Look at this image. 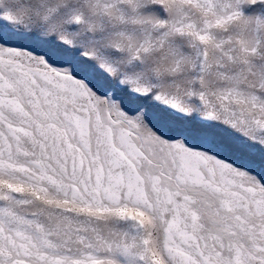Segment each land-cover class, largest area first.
Here are the masks:
<instances>
[{
  "label": "snow or ice",
  "instance_id": "snow-or-ice-1",
  "mask_svg": "<svg viewBox=\"0 0 264 264\" xmlns=\"http://www.w3.org/2000/svg\"><path fill=\"white\" fill-rule=\"evenodd\" d=\"M0 264H264V0H0Z\"/></svg>",
  "mask_w": 264,
  "mask_h": 264
}]
</instances>
